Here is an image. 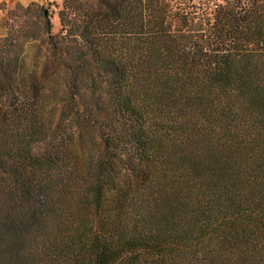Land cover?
<instances>
[{"label":"trees","instance_id":"16d2710c","mask_svg":"<svg viewBox=\"0 0 264 264\" xmlns=\"http://www.w3.org/2000/svg\"><path fill=\"white\" fill-rule=\"evenodd\" d=\"M57 17L0 36V264H264V0Z\"/></svg>","mask_w":264,"mask_h":264},{"label":"rangeland","instance_id":"374dc122","mask_svg":"<svg viewBox=\"0 0 264 264\" xmlns=\"http://www.w3.org/2000/svg\"><path fill=\"white\" fill-rule=\"evenodd\" d=\"M184 2L187 5H198L208 1L220 3L223 0H170ZM61 0H1L0 1V36H5L10 29H16L24 21L29 22L36 34H42L41 22L47 19L52 25V33L56 34L59 29L58 10ZM36 41L38 49L44 50L43 36ZM30 53L27 59H29Z\"/></svg>","mask_w":264,"mask_h":264},{"label":"crops","instance_id":"0c3cea01","mask_svg":"<svg viewBox=\"0 0 264 264\" xmlns=\"http://www.w3.org/2000/svg\"><path fill=\"white\" fill-rule=\"evenodd\" d=\"M1 1V0H0ZM0 29H2L1 23H0Z\"/></svg>","mask_w":264,"mask_h":264}]
</instances>
